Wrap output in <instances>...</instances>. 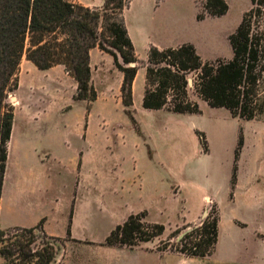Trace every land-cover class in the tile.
Segmentation results:
<instances>
[{
	"label": "rangeland",
	"instance_id": "obj_1",
	"mask_svg": "<svg viewBox=\"0 0 264 264\" xmlns=\"http://www.w3.org/2000/svg\"><path fill=\"white\" fill-rule=\"evenodd\" d=\"M201 1H164L150 36L158 46L189 42L202 60L229 59L227 36L249 0H225L224 14L197 20ZM257 23L264 27V18L253 26ZM143 47H135L138 58L146 53ZM55 76L53 69H37L21 57L16 88L7 97L13 120L0 190V228L32 226L43 218V231L62 243L53 264H175L173 253L153 250L176 228L198 220L203 195L213 200L205 208L218 206V253L225 249L231 218L246 224L236 228L241 236L262 228L264 121L231 117L222 107L206 105L194 91L196 72L191 71L187 95L199 113L144 109L139 89L131 105L136 132L118 100L100 92L86 111ZM194 131L203 133L206 152ZM238 135L242 144L229 200ZM140 211L145 221L163 225L159 236L132 248L103 244L114 225ZM68 225L70 236L65 235ZM249 245L247 252H254L258 243Z\"/></svg>",
	"mask_w": 264,
	"mask_h": 264
},
{
	"label": "trees",
	"instance_id": "obj_2",
	"mask_svg": "<svg viewBox=\"0 0 264 264\" xmlns=\"http://www.w3.org/2000/svg\"><path fill=\"white\" fill-rule=\"evenodd\" d=\"M128 0H103L99 7H88L72 0H0V190L13 111L7 101L17 85L21 57L35 68L61 65L75 81L73 101L90 108L96 92L90 80L89 49L96 46L112 58L121 73L119 98L122 111L139 132L133 118L131 83L137 68L144 67L141 107L165 109L172 113H199L198 105L188 98V72H196L195 93L209 107H222L231 117L264 121V0H249L227 40L229 59L202 60L189 42L158 48L150 45L144 63L138 61L127 35L122 10ZM227 10L225 0H202L195 19L218 17ZM201 151L206 152L202 132L194 131ZM242 144L238 135L233 151L228 197L236 180L235 160ZM196 222L176 228L154 250L169 251L185 257L209 256L217 240L218 209L215 203L204 209ZM144 211L128 214L104 237L106 246L132 248L163 232V225L148 222ZM43 218L32 226L0 228L2 264H53L62 245L58 237L42 229ZM65 235L70 236L69 225ZM170 237H175L169 242Z\"/></svg>",
	"mask_w": 264,
	"mask_h": 264
},
{
	"label": "crops",
	"instance_id": "obj_3",
	"mask_svg": "<svg viewBox=\"0 0 264 264\" xmlns=\"http://www.w3.org/2000/svg\"><path fill=\"white\" fill-rule=\"evenodd\" d=\"M88 7H99L103 0H72ZM166 0H128L126 7L122 10V18L126 28L127 35L133 46L134 53L137 59L144 61L146 53L142 58H138V54L135 52L137 44H141L145 52L150 45L156 44L154 39L150 36V31L154 29L155 19L159 17L158 7ZM130 8L134 9L130 11ZM177 44L165 43L164 45H157L158 48L176 46ZM154 46V45H153ZM89 67H90V80L93 88L96 92V98L98 99L100 92H103L104 98L112 97L114 101H119V86L121 83V73L114 69L112 66V58L105 52L99 50L96 46L89 49ZM54 70L56 80L62 82V88L67 90L68 96L71 99L75 90V81L73 78L63 70L61 65H54L48 70ZM46 70V69H45ZM144 85V67L137 68L136 73L131 83V91L134 94L139 89L143 91ZM142 96V94H141ZM82 102L83 101H73ZM121 105V104H120ZM92 106V104H91ZM122 107V106H121ZM202 199L205 204L202 206L200 216L203 215L206 201L209 199L213 201L209 196L203 195ZM232 200V197L229 198ZM216 204V203H215ZM217 206V204H216ZM260 212L264 211V207L259 206ZM218 209V206H217ZM199 217V216H198ZM198 219V218H197ZM246 224L235 218H231L229 227L226 234V246L225 249L218 253L216 250L204 258L185 257L178 253H173L175 256V264H185L195 262L197 264H264V220L261 222L262 228H252L249 232H246L245 236L237 234L236 228H245ZM220 219L217 223V235H220ZM217 238V241H218ZM245 240H248L247 244ZM252 242H257L258 246L253 252H247L248 247ZM152 251V250H149ZM155 251V250H153ZM157 252V251H156ZM166 255L172 252H158Z\"/></svg>",
	"mask_w": 264,
	"mask_h": 264
},
{
	"label": "water",
	"instance_id": "obj_4",
	"mask_svg": "<svg viewBox=\"0 0 264 264\" xmlns=\"http://www.w3.org/2000/svg\"><path fill=\"white\" fill-rule=\"evenodd\" d=\"M203 215H204V212H203Z\"/></svg>",
	"mask_w": 264,
	"mask_h": 264
}]
</instances>
